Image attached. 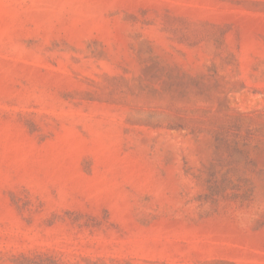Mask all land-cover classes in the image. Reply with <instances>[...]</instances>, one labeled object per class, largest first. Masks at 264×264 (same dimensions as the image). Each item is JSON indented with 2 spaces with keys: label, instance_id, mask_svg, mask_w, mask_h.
I'll return each mask as SVG.
<instances>
[{
  "label": "rangeland",
  "instance_id": "1",
  "mask_svg": "<svg viewBox=\"0 0 264 264\" xmlns=\"http://www.w3.org/2000/svg\"><path fill=\"white\" fill-rule=\"evenodd\" d=\"M0 264H264V0H0Z\"/></svg>",
  "mask_w": 264,
  "mask_h": 264
}]
</instances>
